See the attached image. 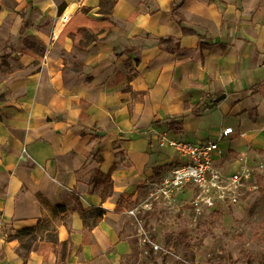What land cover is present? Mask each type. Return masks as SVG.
<instances>
[{
	"label": "crops",
	"instance_id": "crops-1",
	"mask_svg": "<svg viewBox=\"0 0 264 264\" xmlns=\"http://www.w3.org/2000/svg\"><path fill=\"white\" fill-rule=\"evenodd\" d=\"M99 1L0 0V49L20 41L4 57L18 67H0L5 264H121L129 204L180 160L160 140L205 141L230 126L222 171L228 153L264 155V0H115L106 14ZM77 204L104 213L84 222ZM30 226L25 254L10 235Z\"/></svg>",
	"mask_w": 264,
	"mask_h": 264
},
{
	"label": "rangeland",
	"instance_id": "rangeland-1",
	"mask_svg": "<svg viewBox=\"0 0 264 264\" xmlns=\"http://www.w3.org/2000/svg\"><path fill=\"white\" fill-rule=\"evenodd\" d=\"M7 42L20 44L14 36ZM0 67L11 73L16 58L2 59ZM235 159L228 153L221 164L242 177L233 202L227 193L222 199L190 190L164 199L151 194L152 185L141 189L140 198L129 204L137 215H126L123 229L132 255L121 264H264V195L256 185L257 176H264V155ZM215 208L221 213L217 229L208 223Z\"/></svg>",
	"mask_w": 264,
	"mask_h": 264
},
{
	"label": "built area",
	"instance_id": "built-area-1",
	"mask_svg": "<svg viewBox=\"0 0 264 264\" xmlns=\"http://www.w3.org/2000/svg\"><path fill=\"white\" fill-rule=\"evenodd\" d=\"M232 133V127L220 129L214 137L205 141L189 142L185 140L170 139L166 144L163 140L159 145H167L174 149L180 160L170 173L157 182L152 183L155 194L164 199H172L185 190H195L203 193L217 194L218 197L232 195V202L236 199L235 191L242 177L236 172L225 173L215 163L221 151L218 142ZM206 198L209 204L214 205L215 200ZM216 207V206H213ZM217 209V208H215ZM127 214L136 216V208H128ZM0 264L5 262L0 258Z\"/></svg>",
	"mask_w": 264,
	"mask_h": 264
},
{
	"label": "trees",
	"instance_id": "trees-1",
	"mask_svg": "<svg viewBox=\"0 0 264 264\" xmlns=\"http://www.w3.org/2000/svg\"><path fill=\"white\" fill-rule=\"evenodd\" d=\"M115 0H100L99 1V12L106 14L109 12V10L111 9V7L113 6ZM67 24L64 25L61 33L58 36V39H60L61 35L63 34V32L66 29ZM85 30L84 28H80L79 31H83ZM21 34V32H20ZM20 38H22V36H19ZM24 45L25 47H27L28 49L32 50L33 52H35L38 55H42L43 53V48L37 44L34 41H31L29 39L24 38L23 39ZM160 43H169V44H173L175 46H177V42L172 39V38H167V39H161ZM13 51V46H10V44H5L1 49H0V58H4L9 56ZM100 174V179L102 182H105L106 185H108V187L110 188L111 186V181L108 175H103L101 172H99ZM98 181V180H96ZM256 185H257V189L260 193H262L264 195V176L259 175L256 178ZM109 190V189H107ZM108 191L103 195V198L105 196L108 195ZM60 209H63V207H58ZM75 208L79 211L81 217L83 218L84 222H86V217H87V213H89L90 211L95 213V219L93 223H96V221L98 219L101 218L102 214L104 213V210L99 209V208H91V209H83L81 206H79L78 204L75 205ZM210 227L213 228H218V226L220 227V223H221V213L218 210H214V212L212 213L211 219L208 222ZM36 227L35 226H30V227H25V228H18L15 230V232L13 234H11L10 236L18 239L20 242V247L24 249V253L27 254L34 246V242L37 239V234H36ZM48 241L50 242H57L56 238L53 237V235H49L47 237ZM131 253L127 255L126 258L131 257ZM240 261V260H238Z\"/></svg>",
	"mask_w": 264,
	"mask_h": 264
},
{
	"label": "bare ground",
	"instance_id": "bare-ground-1",
	"mask_svg": "<svg viewBox=\"0 0 264 264\" xmlns=\"http://www.w3.org/2000/svg\"><path fill=\"white\" fill-rule=\"evenodd\" d=\"M75 7H76V4H72V5H70L59 17H58V21H57V26H59L60 24H62V23H64L66 20H67V18H68V16H69V14L71 13V12H73V10L75 9ZM56 20V19H55ZM54 30V29H53Z\"/></svg>",
	"mask_w": 264,
	"mask_h": 264
},
{
	"label": "water",
	"instance_id": "water-1",
	"mask_svg": "<svg viewBox=\"0 0 264 264\" xmlns=\"http://www.w3.org/2000/svg\"><path fill=\"white\" fill-rule=\"evenodd\" d=\"M223 97H224L223 95L222 96H219V97L216 98V100H219V99H221Z\"/></svg>",
	"mask_w": 264,
	"mask_h": 264
}]
</instances>
